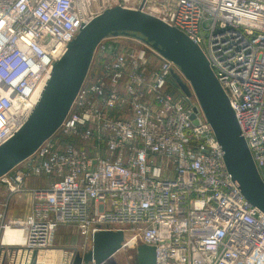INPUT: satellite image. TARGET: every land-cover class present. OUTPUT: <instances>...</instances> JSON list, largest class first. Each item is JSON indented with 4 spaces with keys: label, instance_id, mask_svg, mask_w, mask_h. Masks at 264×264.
<instances>
[{
    "label": "built area",
    "instance_id": "2783aa9c",
    "mask_svg": "<svg viewBox=\"0 0 264 264\" xmlns=\"http://www.w3.org/2000/svg\"><path fill=\"white\" fill-rule=\"evenodd\" d=\"M116 6L154 15L201 48L264 181V0H0V146L26 123L82 26ZM106 39L94 54L106 60L101 74L85 81L59 130L0 177V264H60L62 224L84 240L64 264L91 252L99 231H122L119 251L155 247L156 264H264V213L228 173L196 97L174 78L183 79L179 67L138 39L161 61L148 80L145 51ZM126 101L130 114L117 118ZM75 135L98 147L66 140ZM32 176L56 178L28 189ZM26 192L31 214L7 219L8 199ZM8 230L20 239L6 241Z\"/></svg>",
    "mask_w": 264,
    "mask_h": 264
},
{
    "label": "water",
    "instance_id": "95a60500",
    "mask_svg": "<svg viewBox=\"0 0 264 264\" xmlns=\"http://www.w3.org/2000/svg\"><path fill=\"white\" fill-rule=\"evenodd\" d=\"M120 36L142 40L179 67L184 80L178 75L174 78L186 96L196 97L222 149L228 173L238 183L242 195L264 213V181L241 134L229 98L201 48L185 33L158 17L121 6L108 9L83 25L66 53L54 63L30 117L0 146V177L7 174L13 177V169L32 157L59 130L88 77L97 46L108 37ZM123 241L122 231H99L94 235L93 250L84 256L75 252L72 264L92 261L100 264L116 254ZM136 261L137 264H156L155 247L139 245Z\"/></svg>",
    "mask_w": 264,
    "mask_h": 264
},
{
    "label": "rangeland",
    "instance_id": "374dc122",
    "mask_svg": "<svg viewBox=\"0 0 264 264\" xmlns=\"http://www.w3.org/2000/svg\"><path fill=\"white\" fill-rule=\"evenodd\" d=\"M209 25H210V22H206L205 26L208 27ZM104 44H108V45L112 44L113 46H115V48L121 51H134V53L141 51V50L145 51L146 54H145V59L142 62V69L144 73L146 74L148 80L151 78L152 73L155 70L159 69L161 65L160 58L157 56V54L154 51L145 48L144 45L140 43V40H138L137 38L124 37V36L114 37V38L110 37L104 41ZM97 55L98 54L94 56L88 77L86 79V81L88 82L94 81L101 74V69L106 63V60H100V58ZM128 66L129 67L131 66L130 59H128ZM172 84L174 83L172 82ZM175 92L178 93L179 91L175 89ZM123 98L130 100L129 97H127L125 93L123 94ZM129 112H130L129 103H127L126 101L123 108H121L119 112L115 113V116L117 118H123L124 116L126 117V115L130 114ZM66 140L69 142L74 141L76 142L77 145H80L83 148L89 147L90 150H92L93 148H95V146H97L96 142H91L89 146H86L84 143H81V140L79 139V137L77 138L76 135L72 137H68ZM103 148L104 147L102 145V150ZM54 238H55L54 239L55 247L58 249H61L65 255L64 256L65 258L63 259V261H60V264H64L66 261V257L69 255V252H71L74 249H77V246H80L84 241L83 238L79 236L77 229L75 227L71 225H66V224L59 225L54 235ZM111 263L112 264H137L136 250L135 249L134 250L125 249V250L119 251Z\"/></svg>",
    "mask_w": 264,
    "mask_h": 264
},
{
    "label": "crops",
    "instance_id": "0c3cea01",
    "mask_svg": "<svg viewBox=\"0 0 264 264\" xmlns=\"http://www.w3.org/2000/svg\"><path fill=\"white\" fill-rule=\"evenodd\" d=\"M55 178H56L55 176H49V177L32 176L26 180V187L28 189L37 188V187H46L48 183ZM0 193H1V197H3L1 199L4 200L6 196H5V189H3L2 186H0ZM33 202H34V198L29 192L13 195L8 199L6 218L7 219L10 218L13 220H24L31 214L33 209Z\"/></svg>",
    "mask_w": 264,
    "mask_h": 264
},
{
    "label": "bare ground",
    "instance_id": "6f19581e",
    "mask_svg": "<svg viewBox=\"0 0 264 264\" xmlns=\"http://www.w3.org/2000/svg\"><path fill=\"white\" fill-rule=\"evenodd\" d=\"M20 239V233L19 232H15V231H11V230H8L7 233H6V237H5V240L6 241H17Z\"/></svg>",
    "mask_w": 264,
    "mask_h": 264
}]
</instances>
